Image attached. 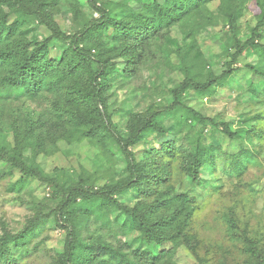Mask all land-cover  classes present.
Returning a JSON list of instances; mask_svg holds the SVG:
<instances>
[{
	"label": "rangeland",
	"instance_id": "1",
	"mask_svg": "<svg viewBox=\"0 0 264 264\" xmlns=\"http://www.w3.org/2000/svg\"><path fill=\"white\" fill-rule=\"evenodd\" d=\"M99 1L112 5L127 3L137 8L135 0ZM244 7L235 34L227 26V2L215 0L189 19L190 22L172 27L141 46L125 43L123 51L118 47L119 42L111 41L108 45L113 47L109 54L120 56L113 59L115 65L105 91V106L121 136L126 132L130 113L158 116L166 132L164 136L150 138V153L145 160L157 174L167 171L169 163L173 174L170 186L177 192L185 190L197 196L198 208L185 229L192 235L196 251L206 264H251L252 244L264 253V118L261 123L253 120L256 113H264V107L257 103V97L250 93L248 82L244 81L250 79L257 84L260 78L251 72L243 74L242 82L232 80L229 85L217 88L213 96L202 97L193 89H187L181 96L184 104L204 117L226 121L232 129L249 128L256 135L249 144L255 158L240 177L225 174L217 158L200 168L199 181L193 184L182 170L180 154L168 153V147L175 140L193 142L199 137L203 143L214 142L228 153L227 147L232 142L210 124L191 122L179 128L174 113L169 110L176 87L183 80L181 68L184 67L179 57L192 43L199 54L195 70L201 67L205 72L213 69L220 73L224 65H234V37L240 44L251 37L264 15V0H248ZM52 14L57 27L70 36L100 17L87 0H59ZM34 24L37 25L32 21L21 26L25 37L40 41L49 35L44 26L34 27ZM51 53L59 55L62 48L54 47ZM247 64L261 66L249 50L237 61L240 67ZM3 73L0 70V77ZM75 80L84 87L82 77H75L56 88H42L35 96L14 92L16 96L12 98L2 97L4 87L0 85V150L4 155L0 162V235L4 229L18 232L40 215L46 219L31 241L34 250L19 255L12 264H60L58 254L64 246L66 231L55 222V217L67 192L75 188L93 191L128 177L121 145L94 142L79 128L77 121L83 117L85 108L76 104V94L69 93ZM262 134L263 138L259 139ZM128 150L141 158L144 145L141 142ZM235 151L237 148L232 145L229 152ZM135 196L136 192L131 190L118 200L132 207L138 199ZM75 203H80V198ZM38 211L41 212L36 216ZM71 214H75V209ZM102 216L105 220L109 218L113 226H106L102 217L81 216L80 233L86 243L101 235L123 249L140 245L138 231L127 228L122 231L124 216L118 209L108 208ZM191 252L180 245L174 262L198 264Z\"/></svg>",
	"mask_w": 264,
	"mask_h": 264
},
{
	"label": "trees",
	"instance_id": "2",
	"mask_svg": "<svg viewBox=\"0 0 264 264\" xmlns=\"http://www.w3.org/2000/svg\"><path fill=\"white\" fill-rule=\"evenodd\" d=\"M58 1L0 0V70L4 71L0 77V85L4 87L2 97L12 98L16 94L35 96L42 88H56L71 78L82 77L84 87L75 80L69 92L76 94V104L85 108L77 124L82 133L85 131L94 142L121 145L129 172L127 178L107 187L93 191L75 188L67 192L55 217V222L66 231L58 261L60 264H177L173 259L182 245L192 251L198 264H206L196 251L192 235L185 229L198 208L197 196L185 190L177 192L170 186L173 174L169 163L166 165L167 171L157 174L149 161L145 160L150 153V138L163 135L166 129L160 125L155 114L146 117L130 113L126 120V132L121 136L105 106V91L115 65L113 59L120 56L117 53L109 54V49L113 48L108 46L111 41L119 42L118 47L123 51L126 50L125 43L141 46L172 27L190 22L189 19L215 0H135L136 9L127 3L115 2L112 5L108 1L87 0L100 17L71 36L64 34L54 23L52 10ZM220 1L227 2V26L235 34L237 21L242 17L248 0ZM31 20L37 23L34 27L44 26L49 35L40 41L25 37L21 26L29 24ZM252 31L251 37L243 44L235 35L234 65H224L220 73L213 69L205 72L201 67L194 69L199 54L193 43L179 57L184 67L181 68L183 80L176 87L169 110L174 113L178 127L188 126L191 122L210 124L232 142L227 147L228 153L214 142L203 143L199 137L193 142L181 138L184 142L175 140L173 146L168 147V153L180 154L182 170L193 184L199 181V170L207 162H214L218 158V164L223 166L225 174L240 177L255 158L249 144L256 135L249 128L240 126L232 129L228 122L204 117L181 99L187 89H193L202 97L213 96L217 88L229 85L232 80L242 82L243 74L252 72L260 78V82L244 81L248 82L250 93L257 97V103L264 107V15ZM99 36L106 37L108 41H101ZM89 42L91 46L86 45ZM54 47H61L62 53L54 56L51 53ZM246 50L257 56L260 67L254 64L244 67L237 65L239 57ZM99 105L103 108L100 109ZM263 118L262 111L253 116L257 123H261ZM258 138L262 139L263 134ZM141 142L144 150L141 158H137L135 153L129 152L128 147ZM166 143L164 141L163 146ZM232 145L234 149L237 148L234 153L229 152ZM3 156L0 150V162L4 160ZM131 190L136 192L135 197L138 198L132 207L118 200L119 196ZM77 198H80L78 204L75 203ZM111 207L124 216L122 231L127 228L140 233L139 246L123 249L101 235L92 237L91 243L81 238V216L94 215L105 220L102 214ZM72 209H75L74 215L71 214ZM44 222L46 219L40 215L18 232L4 229L0 235V264H12L19 255L32 252L35 246L31 245V241ZM105 225L113 226L109 218H106ZM252 245L250 263L264 264V253ZM98 255L100 261L97 262Z\"/></svg>",
	"mask_w": 264,
	"mask_h": 264
}]
</instances>
